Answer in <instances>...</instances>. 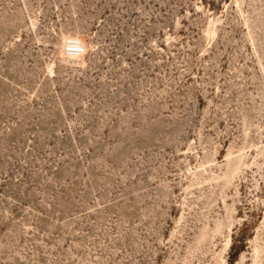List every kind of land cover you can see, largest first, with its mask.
<instances>
[{"label": "rangeland", "instance_id": "1", "mask_svg": "<svg viewBox=\"0 0 264 264\" xmlns=\"http://www.w3.org/2000/svg\"><path fill=\"white\" fill-rule=\"evenodd\" d=\"M0 264H264V0H0Z\"/></svg>", "mask_w": 264, "mask_h": 264}, {"label": "clouds", "instance_id": "2", "mask_svg": "<svg viewBox=\"0 0 264 264\" xmlns=\"http://www.w3.org/2000/svg\"><path fill=\"white\" fill-rule=\"evenodd\" d=\"M62 49L65 56L71 60L82 59L90 51L88 42L78 34H67L62 40Z\"/></svg>", "mask_w": 264, "mask_h": 264}]
</instances>
